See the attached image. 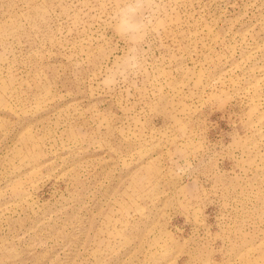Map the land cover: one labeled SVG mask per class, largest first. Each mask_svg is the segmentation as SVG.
<instances>
[{
    "label": "rangeland",
    "instance_id": "rangeland-1",
    "mask_svg": "<svg viewBox=\"0 0 264 264\" xmlns=\"http://www.w3.org/2000/svg\"><path fill=\"white\" fill-rule=\"evenodd\" d=\"M126 2L0 0V264H264V0H151L104 87Z\"/></svg>",
    "mask_w": 264,
    "mask_h": 264
},
{
    "label": "clouds",
    "instance_id": "clouds-1",
    "mask_svg": "<svg viewBox=\"0 0 264 264\" xmlns=\"http://www.w3.org/2000/svg\"><path fill=\"white\" fill-rule=\"evenodd\" d=\"M150 3L151 0H127L126 3L114 9L112 14L113 30L126 40L130 47L113 67L106 70L102 81L104 87H114L142 68L137 45L144 39L149 28L153 26L152 22L157 14L155 5L149 8ZM157 26H162V23L157 21ZM191 167L190 161L184 160L183 163L177 165L175 174L184 176Z\"/></svg>",
    "mask_w": 264,
    "mask_h": 264
}]
</instances>
